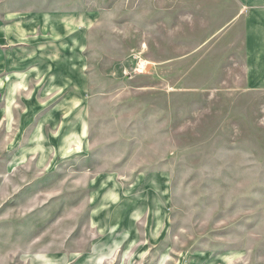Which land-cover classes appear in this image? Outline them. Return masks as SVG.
Masks as SVG:
<instances>
[{
	"label": "rangeland",
	"instance_id": "374dc122",
	"mask_svg": "<svg viewBox=\"0 0 264 264\" xmlns=\"http://www.w3.org/2000/svg\"><path fill=\"white\" fill-rule=\"evenodd\" d=\"M31 3L76 13L82 55L63 46L59 74L63 99L75 84L81 91L71 122L90 125L81 159L70 154L63 170L0 195V264H30L31 240L59 217L82 229L96 193L120 197L125 210L144 198L138 209L149 204L165 219L160 236L121 264H264V91L243 82L242 7L201 1L180 14L177 0ZM9 131H0V154L13 147Z\"/></svg>",
	"mask_w": 264,
	"mask_h": 264
},
{
	"label": "crops",
	"instance_id": "0c3cea01",
	"mask_svg": "<svg viewBox=\"0 0 264 264\" xmlns=\"http://www.w3.org/2000/svg\"><path fill=\"white\" fill-rule=\"evenodd\" d=\"M27 1L0 0V131L14 132L6 142L13 147L0 154V195L7 190L8 195L13 194L21 182L32 185L40 175L54 173L57 165L64 168L70 154L81 159L88 140L90 122L82 117L71 122L68 116L83 108L81 91L75 84L76 91L63 99L68 81L59 74L64 65L63 46H68L64 51L76 60L82 55L77 50L84 38L76 32V13L43 9L36 3L27 6ZM201 1L242 7L243 82L250 92L264 91V0H177L180 14ZM12 2L23 5L12 6ZM232 20L228 34L237 32L234 24L238 18ZM165 52L169 57L173 47L167 46ZM3 146L4 141L2 151ZM96 196L88 199L92 211L82 229L72 226L77 218L59 217L49 234L31 238L37 253L30 264H121L124 257L145 250L162 233L165 219L160 213H152L156 211L149 204L138 209L147 204L144 198H132L133 205L125 210L120 208L118 196ZM63 229L66 231L61 232Z\"/></svg>",
	"mask_w": 264,
	"mask_h": 264
}]
</instances>
